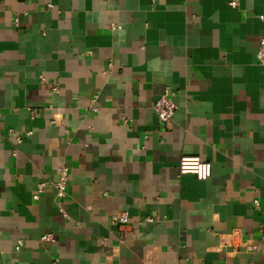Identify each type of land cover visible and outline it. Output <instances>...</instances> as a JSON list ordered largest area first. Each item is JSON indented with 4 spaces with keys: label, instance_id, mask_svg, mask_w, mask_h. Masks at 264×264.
<instances>
[{
    "label": "crops",
    "instance_id": "1",
    "mask_svg": "<svg viewBox=\"0 0 264 264\" xmlns=\"http://www.w3.org/2000/svg\"><path fill=\"white\" fill-rule=\"evenodd\" d=\"M262 37L264 0H0V264H264Z\"/></svg>",
    "mask_w": 264,
    "mask_h": 264
},
{
    "label": "built area",
    "instance_id": "2",
    "mask_svg": "<svg viewBox=\"0 0 264 264\" xmlns=\"http://www.w3.org/2000/svg\"><path fill=\"white\" fill-rule=\"evenodd\" d=\"M231 6L235 7L238 5L237 1H232ZM257 59L259 63L264 67V37L261 38L259 49L257 52ZM177 106L171 101L168 94L162 95L153 104V110L162 124H169L174 117ZM31 134V133H30ZM18 142L21 143L22 139L19 138ZM179 172L180 174H192L199 181H207L212 176V166L209 162L202 160L200 157L196 156H184L179 162ZM70 171L69 168L63 166L59 169V179L55 183L56 197L58 200H63L67 196L68 182H69ZM46 184L42 183L38 186L34 199L37 200L45 191ZM258 204V202H256ZM60 211L65 214V210L60 208ZM113 221L121 223L122 225H127L129 220L127 215H117L113 216ZM146 222H152V219L148 218ZM53 235L48 234L42 237L43 242L53 241ZM22 245L20 243L19 247ZM18 247V248H19Z\"/></svg>",
    "mask_w": 264,
    "mask_h": 264
}]
</instances>
